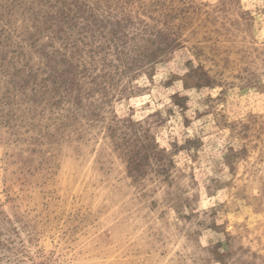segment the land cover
Listing matches in <instances>:
<instances>
[{
  "label": "rangeland",
  "instance_id": "1",
  "mask_svg": "<svg viewBox=\"0 0 264 264\" xmlns=\"http://www.w3.org/2000/svg\"><path fill=\"white\" fill-rule=\"evenodd\" d=\"M0 264H264V0H0Z\"/></svg>",
  "mask_w": 264,
  "mask_h": 264
}]
</instances>
